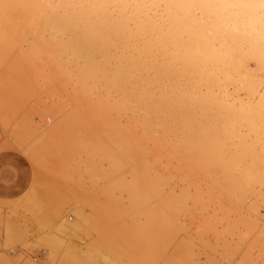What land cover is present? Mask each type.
Wrapping results in <instances>:
<instances>
[{
  "label": "bare ground",
  "instance_id": "obj_1",
  "mask_svg": "<svg viewBox=\"0 0 264 264\" xmlns=\"http://www.w3.org/2000/svg\"><path fill=\"white\" fill-rule=\"evenodd\" d=\"M29 41L62 90L37 111L34 156L64 158L84 190L53 221L26 200L55 255L92 225L110 264H264V0H0V65Z\"/></svg>",
  "mask_w": 264,
  "mask_h": 264
},
{
  "label": "rangeland",
  "instance_id": "obj_2",
  "mask_svg": "<svg viewBox=\"0 0 264 264\" xmlns=\"http://www.w3.org/2000/svg\"><path fill=\"white\" fill-rule=\"evenodd\" d=\"M19 44L23 45L24 49L22 48V46H18ZM26 44H27V46H26ZM18 45L16 46V48L18 47L17 48L18 51H16V49L13 50L17 54L12 51L14 53V55H13V53L9 55V58L11 57V59H12L11 62L13 61L12 64L14 63L13 64L14 66L12 67L13 70H12V68L9 67L11 64V62H9V64H8L9 58L7 59L8 61H5L4 63H2L0 65V77L1 78L4 77L3 73L5 75L7 74L6 77L8 75L10 76V74L15 73V76L11 75L10 78H8V79L5 78L7 81H10L7 83L9 88L6 86L7 81L2 82V83H5L6 85H3L0 83V86L2 85V89L0 87V95H3L0 97V99H1L0 100V264H92V263L93 264H110V261L106 258L105 252H103L101 255H99L98 256L99 258H97L95 254L89 253L93 249L92 248L93 242H94V239L96 238L95 236H97L96 229L92 225L89 227H85L83 225L79 226V228L82 230L79 229V231L77 232V236L74 234L71 238L70 237L67 238V237H65V235L61 234V236H62L61 238H63V239L66 238L64 240L67 241V244H71L73 246L74 252H72V253H75V255H73L74 258L72 257V253L71 254L68 253L69 255L67 254V252L65 250L66 249L65 246L63 247V249H61L62 251L60 250V253L58 255H55L54 252L52 251V249L50 248L49 243H48V239L50 236L49 233H50L51 229L49 227H47L42 232H39L38 231V227H39L38 222L39 221L37 219H35L34 214L31 211H29L28 208H26L27 207L26 206V200L30 197H34V198L37 197L36 199L41 200L42 204H43L42 208L44 210V213H43L44 214L43 215V221L44 222L46 220H48V218H50L53 221V219L56 215H60V217H59V219H60L62 217V215L63 216L66 214L68 215V213H70L73 210L72 208H79L82 206L81 196H82L84 190L81 186H79L80 184L79 185L77 184V183H79V179H78L79 177L77 174H75L74 171H72V167H70L71 168L70 172L72 174L74 172V174L72 175V177H70L71 176V173L69 172L70 168L68 167L69 165H67L66 161L64 162V160H63L64 158L59 157V156L53 157V155L50 153H48V155H47V152L49 149L44 150L46 153L43 152L42 151L43 149H42L41 150L42 154L40 153L39 155L37 154V156L36 155L34 156V152L38 151L36 149L35 145L38 147V149H40V146L37 145V144H39V142L37 140V136L39 137V134H36L38 131L36 132L34 130L37 127H39V125L41 123V119H40L41 116L40 117L38 116V115H40L39 110H42L44 108L43 105H45V104L48 106H52L51 105L52 103L54 104L57 100L62 99V96H61L62 90L60 89V86H59L57 80H54L55 82H53L49 85L43 83L42 80H40L41 82L38 80L37 75H36L35 71L33 70L34 67H32L33 69L31 68L32 62L31 61L29 62V60H31V59H29L30 54H31V52H30L31 47L29 48V46H31L30 41H29V43L24 42V44L18 43ZM20 47H21V49L24 50L23 54H22V52H20V50H21ZM27 47H28L29 51L27 50ZM23 50H21V51H23ZM25 52H27V53H25ZM24 54L26 55V57ZM17 55H18V57L19 56H23V57L18 58ZM24 57L26 59L28 57L29 60L28 59L26 60ZM13 58H15V59H13ZM17 58H18V60H17ZM20 59H21V61H22V59H24V61L26 60L28 65L24 61H22L23 66H21L20 65V63H21ZM4 64H5V66H4ZM6 64H7V66H6ZM12 64H11V66H12ZM24 64H26V65H24ZM2 65H3V68H2ZM19 65H20V68L22 71H23V69H25L23 72L21 71V74H22L21 78H20L21 75L20 76L18 75L20 72V70H19L20 68L18 67ZM28 66H30V67L28 68ZM5 67H7L8 69L6 68V70H5ZM9 71H14V72H9ZM16 71H17V73H16ZM30 71H31V74H29ZM27 72H29V73H27ZM1 74L3 77L1 76ZM23 74H26V75H24L25 78H24ZM31 75H33L32 78H31ZM12 76L17 77V78L15 79ZM1 78H0V82H1ZM5 79L3 78L2 80L4 81ZM12 79H15V80H12ZM30 79H32V80H30ZM16 80L19 83H17ZM20 80L21 81L24 80L25 83L23 81L21 82ZM12 82H13L12 85H14V86H11ZM15 82L17 83V85ZM37 82L40 85L37 84ZM9 83H10V86H9ZM23 83L25 84V87H22ZM28 83H30V84H28ZM41 83H42V85L44 84L43 85L44 87L41 86ZM31 84H32V86H31ZM18 85L19 86L21 85V87H19ZM26 85H29V86H26ZM4 86H5V88H4ZM16 86H18L20 89L17 88ZM15 87L17 88L18 91L15 89ZM27 87L29 90L28 92L26 91ZM49 87H51V88H49ZM10 88H11V90L13 89L12 92L9 91L10 93L8 91L4 90V89L9 90ZM36 88L38 90L40 89L41 91H38ZM31 89H33V91ZM44 90H47V92L45 91L44 93H42ZM1 91H2V93H1ZM13 91H16V92H13ZM4 93H6V94L9 93V94H7L8 98L6 97V94L4 95ZM11 93H14V96L11 95ZM23 93L24 94L28 93L26 95L32 96V97L28 98L25 95H22ZM29 93H30V95H29ZM40 93H41V95H40ZM46 93L47 94L49 93L51 95V97H49L50 95L49 94L47 95ZM37 95L41 96V97H37L36 100H33L34 102L32 104V101L30 99L31 98L35 99V96H37ZM9 96L12 97L13 99L10 98ZM16 98H17V100H15ZM26 98H28V99H26ZM49 98L52 101H50ZM21 99H23V100H21ZM25 99L27 102L25 101ZM19 101H23V102H19ZM20 103H22V104H20ZM24 103H25V105H23ZM49 103H51V104H49ZM4 105H6V106L8 105V106L6 107ZM16 105H18V106H16ZM32 105H33V108L35 105L34 109L31 108ZM20 106H24V107L22 108ZM40 107H43V108H40ZM5 108H7V110ZM30 108L33 111L36 109L34 112L35 114L33 113L32 110H30V112L32 114H34L33 116L29 112ZM18 109H19V111L20 110L21 111L20 112L17 111ZM23 110L25 112H23ZM3 111H5V112H3ZM26 111H28L30 113V115H28L27 114L28 112H26ZM37 111H39V112H37ZM3 114H5V116ZM11 115H13V116H11ZM28 116L30 117L29 119L27 118ZM34 117L38 118V120ZM14 118L16 121L14 120ZM31 119H33V121ZM29 120L33 123H31ZM11 121H12V123H11ZM36 123L38 126L34 127L33 124L35 125ZM28 125H30V127L32 125L31 129L28 127ZM32 128H34V129H32ZM11 129H13V130H11ZM16 129H19V130H16ZM20 133H21V135H20ZM13 134L16 135L17 137L15 138V136ZM18 137L21 139H19ZM28 138H29V140H28ZM16 139H17V141H16ZM19 141H20V143H19ZM30 144L33 146H31ZM28 145L30 146V148L28 147ZM27 147H28V149H27ZM34 147H35V149H34ZM31 148L34 150L32 151ZM25 151H27V152L25 153ZM49 152H51V151L49 150ZM45 154H46V156H45ZM41 155H42V157H41ZM49 155H52V156H49ZM59 160H61V161H59ZM61 162L66 163V165L62 164ZM62 165L64 167H61ZM61 168H63L62 171L63 170L65 171V168L68 170V171H65L66 176H63L64 171L60 172ZM67 172H69V173H67ZM55 173H58L59 175L58 174L56 175ZM74 175L75 176L77 175L78 178L75 177ZM67 176L70 179H72L74 177L75 179H77V182L74 180V178L72 180H65V179H68ZM63 178H64V180H63ZM73 180L76 183L73 182ZM63 181H65V182H63ZM72 182L75 183L76 185H78V187H76V185L74 186V184H72ZM85 182H87L85 185H89L88 179H86ZM71 186H72V188H70ZM53 188H54V190H53ZM68 188L70 189V191ZM73 188H75V189H73ZM76 188H78V189L76 190ZM71 189H72V191H71ZM81 190H82V193H81ZM80 193H81V195H80ZM240 194H241V197L244 200V202L248 205H251L255 201L254 196L251 195L247 191H243ZM77 198H78V200H77ZM74 206H77V207H74ZM56 208L58 209V211H56ZM79 221L80 220H78V222ZM87 232H89V234L91 235L89 237L90 239L88 238ZM84 236H86V237H84ZM82 237H84L85 240ZM89 241L92 242V243L90 242L91 246H88ZM75 247H77L80 250H76L77 248H75ZM82 251H83V253H81ZM64 252H66V253L64 254ZM202 252H204V251H202ZM200 257L202 259L201 261H205L207 259L206 254L200 255ZM94 258H96V259H94ZM93 260H95V261H93ZM157 264H163V263L158 262Z\"/></svg>",
  "mask_w": 264,
  "mask_h": 264
}]
</instances>
